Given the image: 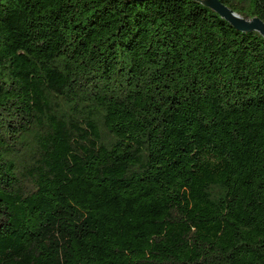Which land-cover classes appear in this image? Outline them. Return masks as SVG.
<instances>
[{"label":"trees","instance_id":"obj_1","mask_svg":"<svg viewBox=\"0 0 264 264\" xmlns=\"http://www.w3.org/2000/svg\"><path fill=\"white\" fill-rule=\"evenodd\" d=\"M0 264H264V37L195 0H0Z\"/></svg>","mask_w":264,"mask_h":264},{"label":"water","instance_id":"obj_2","mask_svg":"<svg viewBox=\"0 0 264 264\" xmlns=\"http://www.w3.org/2000/svg\"><path fill=\"white\" fill-rule=\"evenodd\" d=\"M135 2H147L150 0H130ZM202 5L216 12L221 18L227 21L237 31L243 33L258 32L264 37V22L259 18L245 19L233 12L219 0H195Z\"/></svg>","mask_w":264,"mask_h":264}]
</instances>
